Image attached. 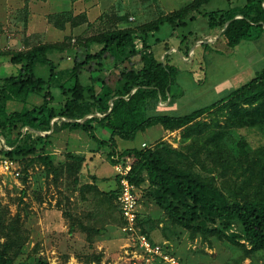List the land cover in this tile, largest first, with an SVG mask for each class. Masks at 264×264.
Returning <instances> with one entry per match:
<instances>
[{
    "label": "trees",
    "instance_id": "16d2710c",
    "mask_svg": "<svg viewBox=\"0 0 264 264\" xmlns=\"http://www.w3.org/2000/svg\"><path fill=\"white\" fill-rule=\"evenodd\" d=\"M211 1L194 0L143 26L115 28L81 40L74 58L73 85L64 90L68 101L61 109L50 107L54 98L48 84L56 77V68L49 54L65 50V43L40 44L24 51H0V58L5 59L3 67L19 69L17 75L0 77V135L11 148L1 151L2 157L18 163L31 160L21 170L23 184L30 180L28 170L36 163L44 167L46 176H52L55 183L73 180L74 190L83 201L92 202L95 212L80 218L64 210L63 216L73 220L71 231L80 226L88 232L91 246L92 234L104 231L107 217L121 228L125 225L119 203V178L116 177L119 189L111 192L102 191L95 183L96 177H92L95 182L81 184L87 156L68 153L63 159L55 157L50 147L57 127L50 135L36 137L32 133L50 132L57 119H65L60 129L83 131L94 142L108 147L112 158L118 157L124 164L132 159L131 181L138 188L148 183L149 197L175 226L206 241L211 237L228 240L242 251V262L264 255V147L253 151L242 138L234 148L231 139L234 131L243 129L264 134V69L250 83L211 107L184 116L144 117L153 104L174 97L177 72L168 55L173 51L170 44H164L166 55L161 59L152 51V40L165 25L173 30L187 27L188 22L196 19L193 14L200 13ZM204 17L209 29L224 30L219 42L235 48L252 37L253 29L264 31V0H248L241 11H216ZM49 23L64 30L67 24L76 27L78 20L64 12L50 16ZM186 42L185 36L181 41L184 50L181 47L179 50L183 57L190 58L197 41ZM139 43L142 49L137 48ZM40 63L51 69L48 81L36 75ZM93 73L99 75L90 84H84V74ZM30 95H43L44 104L28 111H7L8 102ZM94 114L104 117L80 122ZM204 117H211V122H202ZM94 123L111 131L108 140L98 138ZM155 126L169 132L181 131V148L163 143L154 150L134 148L118 153V140L133 141L138 133ZM202 154L205 160H201ZM196 165L205 176L197 172ZM114 211L118 219L114 218ZM90 218L100 219L103 227L92 226ZM233 228L238 231L229 236ZM142 231L150 238L144 228ZM27 239L21 217L12 218L10 210L0 204V264H50L37 258L38 247L25 254ZM89 254L86 264H103L101 255Z\"/></svg>",
    "mask_w": 264,
    "mask_h": 264
},
{
    "label": "rangeland",
    "instance_id": "374dc122",
    "mask_svg": "<svg viewBox=\"0 0 264 264\" xmlns=\"http://www.w3.org/2000/svg\"><path fill=\"white\" fill-rule=\"evenodd\" d=\"M194 0H0V51H24L40 44H63L66 49L53 51L49 58L55 64L56 77L49 82L54 101L50 107L61 109L68 101L64 94L65 89L73 85L72 70L78 43L104 31L115 28H136L169 15ZM248 0H212L205 5L200 13L193 14L197 18L188 22L187 27L173 30L165 25L153 39L152 51L155 56L164 58V44L169 43L173 48L168 52L171 64L177 67L175 83L173 86V98L152 105L144 117L150 116H184L196 110L211 107L231 94L250 83L259 76L264 69V57L262 60H253L254 48L261 54L264 47L262 41L254 43L263 34L260 28L252 30V37L244 39L235 48H230L225 43L219 42L222 30L209 29L205 14L212 12L241 11ZM13 5L11 13H5L6 6ZM71 13L77 18L76 27L67 24L64 30L56 28L49 23V17L64 12ZM192 15V16H193ZM133 18L134 20H131ZM117 21V22H116ZM116 24V25H115ZM205 39L214 41L213 44L192 47L190 53L193 62L186 64L183 54L179 53L182 39L187 37V44L193 41L201 42ZM160 41L157 43L156 40ZM187 44H184L186 46ZM178 49V50H177ZM172 51V52H171ZM178 51V52H177ZM181 52V51H180ZM256 52V53H257ZM164 55V56H163ZM264 55V54H261ZM189 59V57H186ZM252 59V60H251ZM190 60V59H189ZM4 58H0V76L8 74L17 75L18 67L8 70L3 67ZM110 71L105 73L108 75ZM51 69L44 64H38L36 75L46 81L51 76ZM99 74H84L83 83L88 85L92 78ZM100 89V84H97ZM170 102V104H169ZM44 104L43 95H30L21 100L8 102L7 111H28ZM202 122H211V117L202 118ZM58 129L62 125V119L54 121ZM97 130V129H96ZM51 132V131H50ZM110 136V130L100 131L97 135L105 140ZM39 136L37 132L32 131ZM69 132L61 131L53 137V144L59 149V153L53 155L63 159L68 153L87 156V162L81 176V184H88L96 177V171L101 166L108 174V178L117 181L114 169V160L110 156V149L94 142L88 134L79 131L80 139L73 140L66 137ZM49 134V132H47ZM245 138L251 149L258 150L264 147V134L257 130L243 129L232 133L234 148ZM182 132L165 131L161 126L152 127L137 134L133 141L118 140L117 151L134 148L156 149L160 144H170L173 148H181ZM108 140V138H107ZM90 146L88 145V142ZM53 144L51 146H53ZM94 144L96 147H94ZM94 147V149H93ZM6 139L0 135L1 151L10 150ZM79 152V153H78ZM205 158L202 154L201 160ZM205 160V159H204ZM31 160L18 163L21 169L29 165ZM198 173L206 175L200 166L196 165ZM30 180L27 184H16L10 179L0 177V204L10 210L11 217H21L24 231L27 233L25 254L38 249L39 259L50 264H86V258L91 254L101 255L103 264H141L136 263L130 255H126V248L130 241L122 232V228L116 221L107 217L104 231L93 235V244L89 243V234L80 226L75 231L70 230L73 220L63 216L64 210H70L74 216L83 218L86 214L95 212L91 201H83L78 191L74 190L73 180H62L55 183L53 177H47L41 164H34L29 168ZM95 181V180H94ZM117 183V184H116ZM105 192L118 190V181L111 188L105 186ZM110 189V191H109ZM112 189V190H111ZM149 185L143 184L138 188L140 199V220L151 239L157 244H169L171 253L180 260V264H264V255L258 254L253 259L241 261L242 251L228 240H218L211 237L206 241L200 236L193 237L183 228L172 224L155 202L149 197ZM116 204V203H115ZM118 219V213L113 212ZM95 219V218H93ZM85 221L87 222L86 218ZM90 224L101 229L104 222L100 219L92 220ZM116 222V223H115ZM238 231L233 228L228 235ZM153 241V242H154ZM164 264V263H156Z\"/></svg>",
    "mask_w": 264,
    "mask_h": 264
},
{
    "label": "built area",
    "instance_id": "2783aa9c",
    "mask_svg": "<svg viewBox=\"0 0 264 264\" xmlns=\"http://www.w3.org/2000/svg\"><path fill=\"white\" fill-rule=\"evenodd\" d=\"M131 20H134L131 18ZM137 48L142 49L139 43ZM144 148L148 146L143 145ZM151 149V148H150ZM115 161L114 169L120 182L119 203L125 225L122 232L130 241V244L124 248L126 255H130L136 263L156 264H180V260L169 250V244H157L153 242L138 225L140 199L138 187L131 181L133 160L128 159L126 164L122 163L118 157L113 158ZM21 166L17 161L1 157L0 158V177L10 179L20 185L22 177Z\"/></svg>",
    "mask_w": 264,
    "mask_h": 264
},
{
    "label": "crops",
    "instance_id": "0c3cea01",
    "mask_svg": "<svg viewBox=\"0 0 264 264\" xmlns=\"http://www.w3.org/2000/svg\"><path fill=\"white\" fill-rule=\"evenodd\" d=\"M49 2H51V0H46V2L45 3H49ZM212 2V1H211ZM210 2V3H211ZM190 4V3H189ZM7 8H6V10H5V13L7 14V15H9L10 13H11V11H12V9L13 10H15V7L13 6V5H8V6H6ZM64 12V11H63ZM196 17V16H195ZM197 18V17H196ZM215 32L217 31V30H214ZM211 37V35H207V36H205L204 37V40L203 41H206L205 39H207V38H210ZM208 41V40H207ZM260 41H262V43H264V32H263V34L262 35H260V37L258 38V40L256 41V42H254L255 44L256 43H258V42H260ZM198 43V42H197ZM211 44H213V43H211ZM178 50V49H177ZM173 52H175V51H173ZM178 52V51H177ZM193 52V49H191V51H190V53H192ZM257 52V49H255L254 48V52H252V59L253 60H262V57L261 56H263L264 57V55H261V54H264V47L262 48V50H261V54L260 53H256ZM179 53H180V51H179ZM183 58V60L184 61H187V62H185L186 64H191L192 62H193V59H192V57H190L189 59H187L186 57H182ZM251 59V60H252ZM3 65V64H2ZM5 69H7V68H5ZM8 70H10V69H8ZM0 77H3V76H0ZM168 101V100H167ZM169 104H170V102H169ZM100 118H102V117H100ZM64 120L62 119V122H63ZM58 123L57 124H53L52 125V130H51V133L52 132H54V130H55V128L57 127L58 128ZM61 126V125H60ZM94 126H95V128L97 129L96 130V134H98V133H100V131H105L107 128H103V127H100L98 124H96V123H94ZM60 131H61V133L62 134H65L67 131L69 132L68 134H66L67 136V138H68V140L70 139V138H72L73 140H77V139H80V134H79V131L80 130H75V131H69L68 129H60ZM59 130L57 131L58 133L60 132ZM51 133H49V134H47V135H50ZM105 134V136H106V134L108 135V133L107 132H105L104 133ZM98 136V135H97ZM110 136H111V131H110ZM110 136H106L108 139L110 138ZM98 138L99 139H101L99 136H98ZM107 138L105 139V140H107ZM102 140V139H101ZM90 143H93L92 141H89L88 142V145L90 146ZM143 144H145V143H143ZM56 144H53V146H51L50 147V152L53 154H57V153H59V149H57L56 148V146H55ZM94 147H96V145L94 144ZM94 147H93V149H94ZM79 153V152H78ZM80 153H82V154H78V155H84V156H86V154L85 153H83V152H80ZM105 174H108L106 171H105V169L104 168H102L101 166L99 167V169L96 171V182L95 181H91L90 183H92V182H95L98 186H99V188L102 190V191H107V189L106 188H104L105 186H107V187H109V188H111L112 186H113V183H115V182H117V181H113V179H110V178H108V176H106ZM117 175V174H116ZM117 177V176H116ZM117 184V183H116ZM112 190V189H111ZM109 191H110V189H109ZM141 215V214H140ZM150 239H151V237H150ZM152 241H154L153 239H151ZM155 242V241H154Z\"/></svg>",
    "mask_w": 264,
    "mask_h": 264
},
{
    "label": "water",
    "instance_id": "95a60500",
    "mask_svg": "<svg viewBox=\"0 0 264 264\" xmlns=\"http://www.w3.org/2000/svg\"><path fill=\"white\" fill-rule=\"evenodd\" d=\"M214 41H212V40H208V41H201V42H198L197 44H196V46H200V45H202V44H211V43H213ZM136 91V90H135ZM113 103H114V100H112V102H111V108L113 107ZM93 117H104L103 115H100V114H94V115H90V116H88L87 118H85V119H83V120H81L80 122H84V121H86L87 119H90V118H93ZM63 120H65V119H63ZM72 122H77L76 120H73ZM54 124V122L52 123V125ZM37 132V131H36ZM38 133V135H47V133H41V132H37ZM49 133H51V132H49Z\"/></svg>",
    "mask_w": 264,
    "mask_h": 264
}]
</instances>
